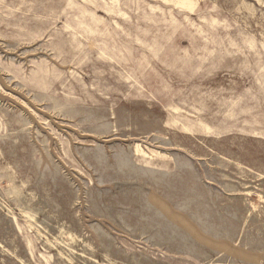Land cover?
<instances>
[{
	"label": "rangeland",
	"instance_id": "obj_1",
	"mask_svg": "<svg viewBox=\"0 0 264 264\" xmlns=\"http://www.w3.org/2000/svg\"><path fill=\"white\" fill-rule=\"evenodd\" d=\"M0 264H264V0H0Z\"/></svg>",
	"mask_w": 264,
	"mask_h": 264
},
{
	"label": "bare ground",
	"instance_id": "obj_2",
	"mask_svg": "<svg viewBox=\"0 0 264 264\" xmlns=\"http://www.w3.org/2000/svg\"><path fill=\"white\" fill-rule=\"evenodd\" d=\"M135 146H137V145H135ZM135 149H137V148H135ZM135 149H134V151H135ZM139 149H141V148H139ZM139 149H138V153H139V151H140ZM148 149H149V148H148ZM148 149H147V150H148ZM150 150H151V149H150ZM151 151H153V150H151ZM136 152H137V151H136ZM143 152H144V151H143ZM156 152H157V151H155L154 153L152 152V154H155ZM158 153H159V152H158ZM152 154H151V155H152ZM162 154H163V153H162ZM146 155H147V154H146ZM157 155H159V154H156V156H157ZM153 156H154V155H153ZM163 156H165V155H163ZM167 157H168V156H167ZM149 158H150V157H149ZM163 158H164V157H163ZM158 159H161V157H160V158L158 157ZM163 160H164V159H163Z\"/></svg>",
	"mask_w": 264,
	"mask_h": 264
}]
</instances>
